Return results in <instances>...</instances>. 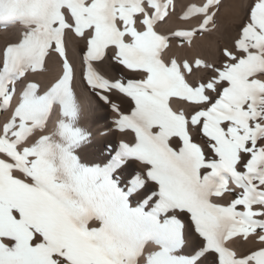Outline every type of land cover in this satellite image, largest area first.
Listing matches in <instances>:
<instances>
[{
	"label": "snow or ice",
	"instance_id": "6c2138e0",
	"mask_svg": "<svg viewBox=\"0 0 264 264\" xmlns=\"http://www.w3.org/2000/svg\"><path fill=\"white\" fill-rule=\"evenodd\" d=\"M219 5L0 0V264H264V0L171 54Z\"/></svg>",
	"mask_w": 264,
	"mask_h": 264
},
{
	"label": "bare ground",
	"instance_id": "6f19581e",
	"mask_svg": "<svg viewBox=\"0 0 264 264\" xmlns=\"http://www.w3.org/2000/svg\"><path fill=\"white\" fill-rule=\"evenodd\" d=\"M176 10L180 11L182 4L187 3L188 0H175ZM255 0H221L219 5L218 13L216 16L217 27L215 30H212L206 34L199 35L195 38V41L192 45H185L184 47L176 48L174 47L171 50V54H174L177 58H206L212 59L218 47H222L227 43L232 37H235L238 33L239 27L246 22L247 15L250 11V4L254 3ZM178 25V21L175 17L168 20L166 23L160 25L162 31L168 29H175ZM195 26V24H194ZM211 27V25L209 26ZM18 28H3L0 27V47L5 46L6 42L9 40L15 41L19 34ZM75 49L78 51L82 45H79L75 41L73 42ZM0 116V123L3 122L4 116ZM112 114L110 111H105L100 114H92L89 120V126L94 130V127L110 124ZM112 143L118 144L120 137L119 134L111 137ZM141 164L139 162H133L129 171L132 169L140 170ZM135 206V205H134ZM242 244V242H241ZM249 247H253L251 243L237 245V250L242 251L246 250Z\"/></svg>",
	"mask_w": 264,
	"mask_h": 264
},
{
	"label": "rangeland",
	"instance_id": "374dc122",
	"mask_svg": "<svg viewBox=\"0 0 264 264\" xmlns=\"http://www.w3.org/2000/svg\"><path fill=\"white\" fill-rule=\"evenodd\" d=\"M220 3H221V0H220ZM219 9V8H218ZM211 28V27H210ZM200 35H202V34H200ZM199 36V35H198Z\"/></svg>",
	"mask_w": 264,
	"mask_h": 264
}]
</instances>
